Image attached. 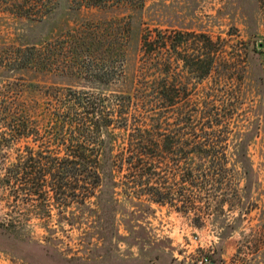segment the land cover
Instances as JSON below:
<instances>
[{"label":"rangeland","instance_id":"rangeland-1","mask_svg":"<svg viewBox=\"0 0 264 264\" xmlns=\"http://www.w3.org/2000/svg\"><path fill=\"white\" fill-rule=\"evenodd\" d=\"M9 2L0 0L1 107L12 101L18 108L26 100L39 107L52 87H96L85 67L116 63L119 18L127 16L130 80L145 30L203 32L222 42L230 78L216 83L213 73L199 83L185 74L191 101L182 98L180 105L197 104L202 87L227 90L225 103L215 104L228 107L230 131L228 184L212 195L203 209L210 214L200 222L168 204H129L123 187L115 188L117 202L13 208L0 184V220L12 214L24 226L15 235L0 233V264H195L202 255L214 264H264V0H145L139 9L43 0L41 8L17 11ZM30 46L37 58L25 64L23 50ZM177 69L184 71L181 62ZM25 143L18 140L14 148ZM13 155V148L0 150V178Z\"/></svg>","mask_w":264,"mask_h":264},{"label":"trees","instance_id":"trees-1","mask_svg":"<svg viewBox=\"0 0 264 264\" xmlns=\"http://www.w3.org/2000/svg\"><path fill=\"white\" fill-rule=\"evenodd\" d=\"M42 1L11 0L8 5L17 11L41 8ZM71 1L78 7L133 9L145 2ZM119 19L116 63L104 59L85 67L88 81L96 87L57 86L43 93L45 101L39 107L27 100L18 108L12 101L0 106V150L13 148L14 154L7 160L1 187L13 208L21 202L45 207L52 202L60 209L105 199L117 202L115 188L123 187L129 204H168L200 222L210 214L203 209L212 195L228 184L229 109L215 102L225 103L229 92L202 87L197 104L189 108L182 107L180 99L191 101L185 74L201 83L216 73L220 83L230 78L231 63L223 56L222 42L203 32L180 30L167 35L154 28L141 35L130 80L126 70L130 19ZM23 51L25 64H34L35 46ZM180 62L182 72L177 69ZM18 140L26 143L14 148ZM119 172L123 176H117ZM8 215L0 220V233H20L24 226Z\"/></svg>","mask_w":264,"mask_h":264},{"label":"built area","instance_id":"built-area-1","mask_svg":"<svg viewBox=\"0 0 264 264\" xmlns=\"http://www.w3.org/2000/svg\"><path fill=\"white\" fill-rule=\"evenodd\" d=\"M212 261L207 255H202L195 260V264H211Z\"/></svg>","mask_w":264,"mask_h":264},{"label":"water","instance_id":"water-1","mask_svg":"<svg viewBox=\"0 0 264 264\" xmlns=\"http://www.w3.org/2000/svg\"><path fill=\"white\" fill-rule=\"evenodd\" d=\"M211 264H214L213 262Z\"/></svg>","mask_w":264,"mask_h":264}]
</instances>
